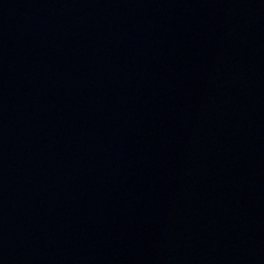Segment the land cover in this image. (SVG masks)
<instances>
[{"label": "water", "instance_id": "obj_1", "mask_svg": "<svg viewBox=\"0 0 264 264\" xmlns=\"http://www.w3.org/2000/svg\"><path fill=\"white\" fill-rule=\"evenodd\" d=\"M0 103V264H264V225Z\"/></svg>", "mask_w": 264, "mask_h": 264}]
</instances>
